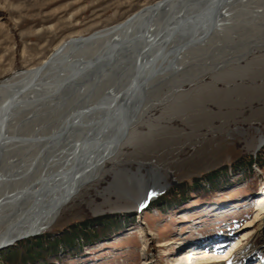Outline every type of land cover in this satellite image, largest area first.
Returning a JSON list of instances; mask_svg holds the SVG:
<instances>
[{
	"label": "bare ground",
	"instance_id": "1",
	"mask_svg": "<svg viewBox=\"0 0 264 264\" xmlns=\"http://www.w3.org/2000/svg\"><path fill=\"white\" fill-rule=\"evenodd\" d=\"M208 43L210 58L200 54ZM255 51H264V0H158L123 22L70 36L40 64L0 81V249L51 228L106 175L108 194L120 184L130 190L117 209H145L168 172L143 162L134 170L113 156L134 143L140 120L170 83L180 96L183 84L218 78L225 59L240 68ZM263 144L260 134L254 151ZM253 225L251 240L231 256L197 264H264V214ZM185 255L184 264H193Z\"/></svg>",
	"mask_w": 264,
	"mask_h": 264
},
{
	"label": "rangeland",
	"instance_id": "2",
	"mask_svg": "<svg viewBox=\"0 0 264 264\" xmlns=\"http://www.w3.org/2000/svg\"><path fill=\"white\" fill-rule=\"evenodd\" d=\"M156 1L0 0V81L40 64L70 36L123 22ZM209 45L200 53L207 58ZM225 60L218 78L187 82L180 96L170 83L163 102L140 120L134 143L113 156L134 170L143 162L168 172L156 200L138 211L117 209L118 196L130 190L120 184L108 194L106 175L72 199L51 228L1 248L0 264H184L186 252L197 264L247 244L264 214V144L253 148L264 137V51L236 69ZM224 231L228 250L192 249L200 237Z\"/></svg>",
	"mask_w": 264,
	"mask_h": 264
},
{
	"label": "water",
	"instance_id": "3",
	"mask_svg": "<svg viewBox=\"0 0 264 264\" xmlns=\"http://www.w3.org/2000/svg\"><path fill=\"white\" fill-rule=\"evenodd\" d=\"M40 232H36L35 234H33V235H38Z\"/></svg>",
	"mask_w": 264,
	"mask_h": 264
}]
</instances>
